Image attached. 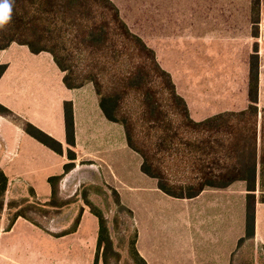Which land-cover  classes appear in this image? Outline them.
Returning a JSON list of instances; mask_svg holds the SVG:
<instances>
[{"label": "trees", "instance_id": "16d2710c", "mask_svg": "<svg viewBox=\"0 0 264 264\" xmlns=\"http://www.w3.org/2000/svg\"><path fill=\"white\" fill-rule=\"evenodd\" d=\"M11 21L0 27V50L13 43L26 45L33 53L49 52L65 73L64 83L80 88L92 83L100 97L106 117L124 126L129 146L142 158V171L158 180L159 188L176 198H193L207 187L225 188L238 180L247 182V231L241 243L252 238L256 223V191L260 163V199L264 201V109L260 115V62L258 44L250 59L249 98L247 109L224 112L204 121H195L185 98L178 93L170 72L158 61L153 48L134 33L112 0H10ZM260 0L254 11L260 12ZM258 31V29H257ZM256 36H258L256 34ZM7 68L0 64V79ZM0 113L12 116V111L0 103ZM261 119V149L259 122ZM65 122L69 162L62 175L49 178L52 199L46 206L63 207L73 199L60 196V182L72 171L77 155L74 107L65 102ZM27 133L58 153L63 145L57 139L29 121H22ZM183 159L189 171L184 179L172 175L168 161ZM177 175H179V178ZM8 177L0 168V217L5 207ZM82 198L98 217L99 234L95 264L100 257L104 264L118 263L121 253L114 248L109 219L89 194L99 190L110 207V195L97 185L88 186ZM119 215L132 211L121 202L119 193L110 188ZM31 194L34 191L30 190ZM28 198L11 200L9 208L21 207L10 218L9 228L18 217L34 220L28 210L49 215L50 208L28 202ZM130 245L136 264H148L136 248L137 229Z\"/></svg>", "mask_w": 264, "mask_h": 264}, {"label": "rangeland", "instance_id": "374dc122", "mask_svg": "<svg viewBox=\"0 0 264 264\" xmlns=\"http://www.w3.org/2000/svg\"><path fill=\"white\" fill-rule=\"evenodd\" d=\"M112 1L117 6L120 5L134 19L138 17V21L144 25L146 24L147 10L149 11L152 7L156 11V16H165L169 28L163 31L161 37L158 36L157 42L160 45L156 47V52H158L157 56L163 61L164 66L173 68L174 71H171L174 75L173 80L177 91L179 86L181 89H188L189 95L195 97V92L200 89V84H202L215 87L219 97L226 90L235 91L238 96L242 97L244 90L248 89L249 86L246 83L248 64L238 59L243 56L246 58L247 54H249L247 58L251 59L257 44L258 53H260V44L264 45V0H260L259 13L254 11L255 0ZM248 2L250 3L249 15L246 14ZM208 8L213 10V15L216 18L214 24L219 26L225 24L224 19L227 17L229 18L228 26H233L234 29L236 23L243 24L245 22L239 31L241 34L237 35L240 37L239 47L233 44L231 38H221V34L224 32L222 26L219 37L218 33L207 30L206 26L202 27L200 31V35L203 34L202 37H199L200 39H195L196 33L193 27L191 30H185V26L192 23L191 19L202 17L200 19L204 20L205 14L203 13ZM163 11L166 13L163 14ZM186 13L189 14L186 15ZM199 20L196 22L197 25L204 22ZM242 31L245 40H243ZM139 32L147 33L145 30ZM228 32V36H230L231 32L229 30ZM237 32L235 31V33ZM248 32L250 33L249 41L246 40L248 39L246 36ZM0 59L10 65L9 76L7 74L6 80L9 79L10 75H13L19 82L21 90L25 91L26 89L28 95L25 100L29 103L24 109L26 116L36 122H42V124L46 121H52L56 129L62 123L65 125V102L63 100L70 98L71 93L65 87L61 75L58 74L60 70L54 64L52 55L49 53L36 54L31 52L29 47L16 44L8 52H0ZM188 69H194L191 72V77L185 76L188 73L183 75ZM203 73L207 78L196 77ZM5 83L3 82L0 88V102L8 97L5 95L7 91L3 90ZM28 89H33V92L31 93ZM125 150V148L121 150L122 160L119 164H107L105 166V174L111 185L123 195L125 202L135 208L139 220L145 219L147 226L153 225L155 230L161 229L165 232L195 231L196 224L189 219L185 220L186 211L185 213L182 211V208L190 207L193 204H184V202L168 196L165 198L163 193L150 190L153 180L142 172L138 162L141 156L133 150H126L130 151V154L126 153ZM86 163L82 162V164ZM184 163L186 164L183 159L176 156L168 161L173 176L176 175L174 172H177L184 179L183 175L189 171ZM179 175L177 176L179 177ZM64 183L62 197L76 198V202H70L69 205L58 210H51L47 217H42L44 214L34 209L28 210V215L38 219L50 229L66 225L69 219L76 220L82 215L83 205L85 208H89L80 197L85 189H89L88 186L97 185L108 192L112 202V205L108 207L99 190H90V198L104 210L109 219L114 248L121 253L120 261L117 263L112 257L111 264H136L130 254V245L134 236L133 217L129 213L121 212L119 221L116 222L117 228H114L118 207L113 203L110 186L106 181L99 174H93L91 168L84 165L78 171L67 176ZM26 193H28L26 189L20 186L19 190L12 191L10 196L15 195L16 199L20 200L22 199L21 196L26 195ZM23 206L25 204L12 208L11 211H4L3 217L0 218V232H3V227L8 225L6 223H8L7 220H10L8 219L9 214L11 218L15 211ZM262 212L264 214V208ZM98 230V218L93 213L84 217L80 236L63 241L54 240L40 230L32 231L20 225L15 233L3 238L0 247V264H82L81 249L83 245L87 246V241L91 244V264H95ZM72 245L75 247L73 253L69 250ZM86 257L87 250L85 249L84 264H86ZM98 264H104L102 256ZM232 264H264V247L258 246L252 240L246 241L236 253Z\"/></svg>", "mask_w": 264, "mask_h": 264}, {"label": "crops", "instance_id": "0c3cea01", "mask_svg": "<svg viewBox=\"0 0 264 264\" xmlns=\"http://www.w3.org/2000/svg\"><path fill=\"white\" fill-rule=\"evenodd\" d=\"M118 6L120 8L121 16L130 29L144 38L148 46L153 48L156 52V47L160 45L157 42L158 36L161 37L163 31L166 28H169L165 16H156V11L152 7L149 11L147 10L146 24L144 25L138 21V17H135L134 19L129 13H126L120 5ZM249 12L250 3L248 2L246 14L249 15ZM165 13L166 12L163 11V14ZM188 14L189 13H186V15ZM203 14H205V18L203 17L204 20H201L202 17H200L201 19L199 18L200 20L194 18L191 19L192 23L190 25L185 26V30H191L193 27L196 33V35H194L195 39H200L199 37H202L201 35L203 34L200 35V31L204 26H206L207 30L218 33V37L221 28L223 27L222 30H224V32H222L221 38H231L233 44L236 46L240 44L238 43L240 42V37L237 35L241 34L239 31L243 28L245 22L243 24L236 23V28L234 29L233 26H228L229 18L227 17L224 19L225 24H220L221 27L218 24H214L216 18L215 15H213V10L208 8ZM247 18L249 19V16ZM197 20L204 21L203 23L206 25L200 22L201 25H197ZM144 30L147 31V33L139 32ZM228 30L231 32V37L228 36ZM235 31L238 32L235 33ZM242 33L243 40H245L244 32L242 31ZM246 36L248 37L246 40L249 41L250 33L248 32ZM16 44L18 43H13L7 49L0 50V52L6 53ZM263 46L264 45L260 44L259 53L260 89L258 106L260 115L264 109ZM156 55H158V52H156ZM248 56L249 54H247V57ZM247 57L244 58L243 56L238 60L248 64L246 83L249 86L250 59ZM157 58L161 66L170 72L172 77H174L172 73V71H174L173 68L166 65L164 66L160 57L157 56ZM52 60L54 64H56L53 55ZM200 63H198L199 66H201ZM0 64L7 65V68L0 79V88L3 82H6L3 90L7 91L5 95L8 96L0 103L9 108L13 113L12 116H5L0 113V168L4 171L9 180L6 190L5 207L0 218L3 217L5 210L11 211L8 204L11 200L17 199L15 195L10 196V194L12 191L19 190L20 186L28 192L21 197L28 198L29 203L38 206H45L50 209L52 208L51 210L61 209L62 207L53 208L46 205L52 199V186L49 178L56 175H62L64 173L65 165L70 161L68 150L71 146L67 142L66 122L65 125L62 123L60 124V127L56 129V126L52 124V121H46L43 122V124L40 122V124L27 117L24 110L25 106L29 104L25 100L28 95L26 94V89L25 91L21 90L19 82L13 75H10V77H8L9 79L6 80L7 74L9 76L10 65L4 63L1 59ZM56 66L59 68L57 64ZM59 70L60 73L58 74L61 75V79L64 82L65 73L60 68ZM192 71H194V69H188L183 75L188 73L185 76L191 77ZM234 72H232V74H234ZM196 77L207 78L204 73L199 74ZM65 87L67 86L65 85ZM28 90L31 91V93L33 92V89ZM68 90L69 93H71V97L64 99L63 102L72 101L74 107L76 144L73 149L76 152L77 159L75 160V168L67 173L60 182L61 199H69L67 197H62V190L65 187V178L78 171L84 165L91 168L93 174H99L110 188L115 189L119 193L122 204L132 211L134 227L137 229L136 248L148 264H232L236 253L246 241L252 240L258 246L260 245L264 247V214L262 212L264 201L260 199V163L258 166L256 191V223L254 236L252 238L245 239L241 243V240L245 238L247 231V196L249 191L246 181L238 180L225 188L207 187L202 193L193 198H176L162 191L158 186V180L148 176L142 171L154 181H151L152 184L150 190L161 192V194L163 193L165 198L168 196L177 201H182L184 204H193L192 206L190 205V207L182 208V211L183 213L186 211L185 220L189 219L192 223L196 224L195 231H181L177 233L170 231L165 232L161 229L155 230L153 225H146L145 219H143V221L139 220L135 208L125 202L123 195L117 188L113 187L106 178L105 166L107 164L113 165L121 162L122 148L133 150L128 144L124 126L120 123L113 122L106 117L100 105V97L92 83H88L80 88H68ZM248 90L249 87L246 91L244 90L242 97H240V95L238 96L235 91L227 90L223 91V95L219 97L216 93L215 87L200 84V89L195 92L194 97L189 95L188 89H181L178 86L179 94L185 98L188 104L191 117L198 122L204 121L220 113L239 112L247 109L250 104ZM22 121L31 122L61 142L63 145V153L54 151L27 133L22 126ZM258 141L260 150L261 119L259 122ZM126 153L130 154V151H126ZM82 162L87 163L82 164ZM138 162L142 169V156ZM31 189L34 191V194L30 193ZM80 198L83 200L82 196ZM76 201L77 199L74 198L71 202ZM69 204L70 202L66 205ZM83 208L84 211L82 215L77 217L76 220L69 219L66 225L58 226L56 229H50L43 225L38 219L33 218L34 220H31L23 216L18 217L15 223L9 228L10 220H7L8 223L6 224L8 225L3 227V232H0V247L3 238L15 233L20 225H23L32 231L40 230L54 240L63 241L78 237L82 231L84 217L87 214L92 213L90 207L85 208L83 205ZM10 216L11 215L9 214L8 219H10ZM47 216L48 215H43L42 217ZM98 234L99 230L97 232L96 242L98 241ZM85 249L87 250L86 264H91L92 253L89 241H87V246L85 247V245H83L81 249L83 255L82 264L85 263ZM95 249L97 253V247ZM69 250L73 253L75 247L72 245Z\"/></svg>", "mask_w": 264, "mask_h": 264}, {"label": "clouds", "instance_id": "9594fccd", "mask_svg": "<svg viewBox=\"0 0 264 264\" xmlns=\"http://www.w3.org/2000/svg\"><path fill=\"white\" fill-rule=\"evenodd\" d=\"M12 4L10 0H0V27L11 21Z\"/></svg>", "mask_w": 264, "mask_h": 264}]
</instances>
